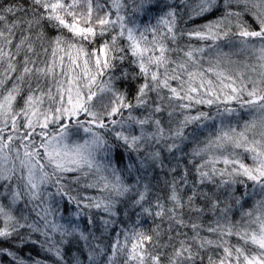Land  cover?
<instances>
[{
	"label": "snow or ice",
	"instance_id": "1",
	"mask_svg": "<svg viewBox=\"0 0 264 264\" xmlns=\"http://www.w3.org/2000/svg\"><path fill=\"white\" fill-rule=\"evenodd\" d=\"M0 264H264V0H0Z\"/></svg>",
	"mask_w": 264,
	"mask_h": 264
}]
</instances>
